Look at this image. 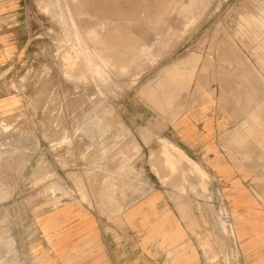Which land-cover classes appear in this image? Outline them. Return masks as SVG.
<instances>
[{"label":"rangeland","instance_id":"obj_1","mask_svg":"<svg viewBox=\"0 0 264 264\" xmlns=\"http://www.w3.org/2000/svg\"><path fill=\"white\" fill-rule=\"evenodd\" d=\"M6 4L0 264L47 260L72 211L111 234L150 197L186 223L199 264H244L227 186L243 175L264 204V0Z\"/></svg>","mask_w":264,"mask_h":264},{"label":"crops","instance_id":"obj_2","mask_svg":"<svg viewBox=\"0 0 264 264\" xmlns=\"http://www.w3.org/2000/svg\"><path fill=\"white\" fill-rule=\"evenodd\" d=\"M22 0H0L11 2ZM6 5H0V18L10 17ZM187 124V122H186ZM182 135V144H195L198 134L193 127H186ZM238 183L233 184L234 181ZM231 195V207L235 213V227L238 248L244 264H264V204L256 197L243 179V175L234 174V180L227 186ZM133 208L132 215L123 216L109 233L93 217L80 219L72 211L68 222L58 218V231L53 235L54 243L59 242L48 252V259L36 264H58L72 258H91V264H162L170 253L183 258L180 264H199L198 240L194 241L188 232L186 223L179 220L170 210H160L162 205L158 197L148 198ZM162 208H160V207ZM238 219H237V218ZM241 226V235L237 233ZM235 231V230H234ZM40 239L48 240L43 232ZM50 244V243H49ZM51 246V245H50ZM36 258L46 254L38 248ZM76 263V262H75Z\"/></svg>","mask_w":264,"mask_h":264},{"label":"bare ground","instance_id":"obj_3","mask_svg":"<svg viewBox=\"0 0 264 264\" xmlns=\"http://www.w3.org/2000/svg\"><path fill=\"white\" fill-rule=\"evenodd\" d=\"M189 1V0H188ZM197 9V8H196ZM199 9V8H198ZM83 61V60H82ZM86 69V68H85ZM71 78V77H70ZM232 231V230H231Z\"/></svg>","mask_w":264,"mask_h":264}]
</instances>
